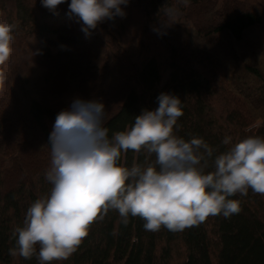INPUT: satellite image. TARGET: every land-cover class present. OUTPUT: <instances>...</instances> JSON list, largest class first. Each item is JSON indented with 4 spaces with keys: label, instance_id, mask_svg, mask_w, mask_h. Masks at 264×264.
I'll list each match as a JSON object with an SVG mask.
<instances>
[{
    "label": "trees",
    "instance_id": "1",
    "mask_svg": "<svg viewBox=\"0 0 264 264\" xmlns=\"http://www.w3.org/2000/svg\"><path fill=\"white\" fill-rule=\"evenodd\" d=\"M187 1L197 3L200 0ZM231 1L238 4L237 0ZM127 6L141 12L145 16V24L150 21L156 23L161 18L169 19L174 8L172 0H130ZM127 6L122 7L125 10ZM240 7L236 14L206 24L207 35L226 33L234 40H240L245 30L264 22L261 1L249 8ZM66 17L70 20L65 21ZM124 21L123 17H116L114 21H104L85 33L81 30L82 22L70 13L67 3L51 12L41 5L40 0H0V23L15 25L12 52L6 61L9 65L4 72L3 66L0 69L3 76L0 80V264H39L37 254L25 259L19 254L11 255L9 251L16 247L15 233L23 226L27 208L36 198L46 195L51 187L45 175H38L40 167L33 169L27 165L21 150L28 149L34 156V148L50 149L48 125H53L57 113L72 101L73 83L74 91L76 89L78 93L80 84L87 80L93 83L94 88L88 91L89 95L75 97L99 99L105 104V126L109 129V137L130 127L143 109L158 107L156 98L162 92L179 96L184 105L176 134L185 139L192 136L203 138L212 148L213 158L236 142V127L244 129L255 118H259L261 123L255 130L242 131L241 139L253 134L264 136L262 71L249 64L243 66L241 74L245 78L253 76L262 83L255 93L246 87L244 79L241 85H232L240 94L248 92V96H257V101H260L257 117L243 115L234 123L236 117L231 113L225 117L213 114L210 100L218 88L217 82L204 63L207 60L205 54L199 53V47L195 45L189 49L185 45L188 42L176 46L169 43L167 46L165 61L170 72L161 88L158 87L160 61L155 54L136 55L128 64L127 60H119L112 69V78H116L110 87L113 93L103 99V88H107L109 81L103 85V77L98 78L89 69L88 55L92 53L90 62L97 55H102V43L108 39L106 35L112 42L114 35L111 32L119 30ZM31 40L42 44V53L35 54L30 50ZM53 42L61 48L56 55L49 52V45ZM46 59L70 71L67 75L56 71L43 79L49 86L64 82L55 92L57 95L52 103L27 95L34 86L37 87L34 75L46 74ZM67 67L76 70L65 69ZM126 68L128 71L124 70ZM5 91L7 95L3 93ZM63 95H66L65 99L58 97ZM57 97L61 99L55 101ZM232 125L236 126L232 128ZM39 133L42 142L39 141ZM226 137L230 138L228 144L223 143ZM213 158L207 160L208 171L212 170ZM148 162L147 153L143 150H128L122 153L120 161L127 166ZM10 173L13 174L11 180ZM232 198L241 201L238 214L230 218L209 216L205 222L180 232H171L163 227L156 232L146 231L144 221L139 217H130L129 223L124 225L118 213L110 210L102 219L90 224L87 236L75 252L66 260L52 261L51 264H264V195L249 189L247 195L237 193ZM179 242L183 245L182 258L172 262V247ZM36 248L38 253L39 246Z\"/></svg>",
    "mask_w": 264,
    "mask_h": 264
},
{
    "label": "clouds",
    "instance_id": "2",
    "mask_svg": "<svg viewBox=\"0 0 264 264\" xmlns=\"http://www.w3.org/2000/svg\"><path fill=\"white\" fill-rule=\"evenodd\" d=\"M40 3L51 12L67 3L87 33L104 21L124 17L122 6L130 0ZM14 29L11 23H0V65L12 52ZM156 99L158 107L143 109L130 127L111 137L105 104L99 99L75 97L57 113L45 172L51 187L27 208L11 255L29 259L37 254L39 264L66 260L87 236L90 224L110 210L124 225L130 217H139L146 231L163 227L180 232L209 216L238 214L241 201L232 198L237 193L245 196L251 189L264 195V136L249 135L213 158L203 138L176 134L184 107L180 97L162 92ZM229 141L226 137L223 143ZM128 150L145 151L149 162L121 164V155ZM208 158H213L211 171Z\"/></svg>",
    "mask_w": 264,
    "mask_h": 264
},
{
    "label": "rangeland",
    "instance_id": "3",
    "mask_svg": "<svg viewBox=\"0 0 264 264\" xmlns=\"http://www.w3.org/2000/svg\"><path fill=\"white\" fill-rule=\"evenodd\" d=\"M236 1V0H235ZM241 1V2H240ZM264 5V0H259ZM174 4L173 13L169 19L161 18L158 22L152 23L151 21L145 24V16L136 9H132L130 6L124 10L126 15L123 17L122 25H120L119 30H114L111 32L114 35V40L112 42L108 38L103 44L104 53L102 55H95L93 61L92 53L88 56L89 69H92L93 73L98 78H102L103 85H106L107 81L109 84L103 88L105 91L102 94L103 99H107L111 96L113 91H110V87L116 81V78H112V69L117 65L122 59L127 60V63L133 62L136 55L140 57L146 54H155L156 58L160 61V71L161 79L158 87L161 88L165 85L169 76V67L166 64V49L170 44H182L183 42H188L185 44L189 47L195 45L199 47V53L205 54L207 60V69H209L210 74H212L215 82H217L216 93L211 96V106L214 115L225 117L229 113L233 114L234 123H237L240 116L253 115L257 117V106L260 101H257V96H248L247 93L240 94L238 89L232 87L234 83L241 85L246 81L245 85L252 93L256 92V89L262 86L260 80L256 77L250 76L245 78L241 73L243 66L249 64L259 68L264 76V22L252 26L243 32L242 38L240 40H234L232 37L226 33H217L213 35H207L206 24L213 20H220L226 16L234 15L241 9L240 5L243 7H252L257 4L258 0H237V5L231 0H200L197 3H189L187 0H172ZM240 3V4H239ZM169 16V15H167ZM166 17V16H164ZM65 21L70 20V18H64ZM108 31V30H107ZM106 34V33H105ZM110 35V34H109ZM55 37L53 36L52 39ZM116 38V39H115ZM106 39V38H105ZM168 39V40H166ZM108 42V45H107ZM196 44L198 46H196ZM30 50L35 54L43 52V46L37 40H31L28 45ZM187 46H185L187 48ZM61 50L57 42H53L49 45V52L51 55H56ZM126 50V51H125ZM134 52V53H133ZM207 53V54H206ZM94 56V55H93ZM204 57V56H202ZM125 58V59H123ZM46 65L44 72L46 74L34 75L37 79L34 81L37 87L31 90L27 95L38 98L39 100H46V102L52 103L64 82H56L48 84L44 82L45 77L50 76L53 73L64 72L65 74L70 71H65L61 69L60 66L55 63L45 60ZM8 63L0 65V69L3 66V72L6 70ZM103 65H106L103 69ZM58 66V67H57ZM130 67V65H126ZM124 69L128 71V69ZM65 69L76 70V68L67 67ZM57 71V72H56ZM66 74V75H67ZM74 74V73H73ZM111 75V76H109ZM104 79H109L105 80ZM245 81H244V80ZM96 83V82H95ZM71 91V95L74 96H87L88 91L92 90L94 87L90 80H87L84 84H80L79 93L74 91L75 83ZM106 88V89H105ZM53 91V93H52ZM6 95L7 91L3 92ZM66 95L58 96L65 99ZM248 96V97H247ZM56 98L61 99V98ZM96 98V97H95ZM67 103H69L67 101ZM71 103V102H70ZM69 103V104H70ZM222 119V118H221ZM261 123L259 118L250 123L244 129L236 127V142L241 139V132H247L255 130ZM50 131H52L53 125L49 124ZM236 125H232L234 128ZM39 141L42 142V135L39 133ZM45 145L44 143H42ZM21 150V149H20ZM22 154L24 161L27 165L33 169H41V173L38 175H45L46 170L50 166V149L46 150L42 147L40 149L34 148V156H31V151L28 149H22ZM13 174H9V179L13 178ZM172 262H177L182 258L183 245L179 242L172 247Z\"/></svg>",
    "mask_w": 264,
    "mask_h": 264
}]
</instances>
